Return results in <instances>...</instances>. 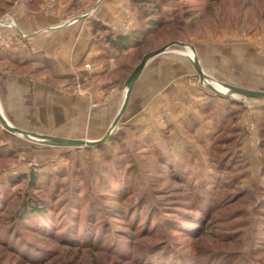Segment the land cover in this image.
Instances as JSON below:
<instances>
[{
	"label": "rangeland",
	"instance_id": "1",
	"mask_svg": "<svg viewBox=\"0 0 264 264\" xmlns=\"http://www.w3.org/2000/svg\"><path fill=\"white\" fill-rule=\"evenodd\" d=\"M3 1L10 3V6L0 16V37L3 42L0 45V68L15 71L19 67L20 71H38L33 66H41L38 62L43 58L40 54L36 55L35 63L27 57L26 45L22 41L26 35L17 33L13 25L12 12L24 8L22 0ZM23 1L30 10L38 8L43 2ZM125 1L138 13V8L130 0ZM67 3L72 11L71 19L75 20L73 11L77 7L83 12H93L87 0H67ZM163 12L164 27L154 31L143 45L127 53H119L122 56L116 54V67L113 71H110V67L107 69L111 86L120 89L116 105L119 111L125 100V82L138 65L131 64V56L135 55V63L138 55L143 56L173 40L195 47L204 72L217 87H220L215 83L218 81L264 91V0H168ZM168 50L193 55L186 47L173 46ZM127 55L131 58L127 59ZM101 57L107 59L108 67L113 57L112 51ZM123 64H131V70L128 67L121 70ZM190 65L193 66V73L189 76V88L183 91L190 94L191 86L204 87L217 96L201 81L192 62ZM88 87L82 78L64 87L67 92L87 94L89 97L83 110L86 116L82 124L76 128L67 125L65 136L60 137L88 139L93 134L103 137L118 115L119 111L106 125H91L90 117L106 103L89 99ZM225 99L230 100L229 104L233 106L230 107L231 113L223 110L229 117L226 115L227 119L218 131L208 134L209 146L205 147L199 140L192 142L193 146L185 145L186 148L179 150L175 149V135L129 133L125 128V110L105 143L91 147L57 146L56 155L35 160L39 152L33 147V141L9 132L0 122V206L5 192L7 198L8 195L12 197L28 190L27 180L19 184L15 182L20 176L35 172L42 190L50 197L47 201L56 207L61 217L64 214L73 217L75 213L71 212V206L77 204L76 211L87 206L83 210L86 218L92 211L95 212L93 214L100 212L97 216H102L99 220L103 225L102 234L101 230L97 231L98 225L93 221L92 230L85 232L82 228L87 225L88 218L83 217L80 230L72 232L69 220L66 230L71 228L70 231H63L67 233L69 241H64V233L57 230L58 233L46 229L41 236L17 229L18 234L23 236L20 241L22 246L26 245L23 242L31 243L32 258L39 257L35 254L41 252L43 255L40 257L45 255L49 259L32 263L16 251V245L15 252L13 248L8 249L0 243V264H186L198 259L195 250L200 247L199 244L206 245L207 248L203 246L204 253L212 252L211 255L207 253V260L210 261L207 264H264V216L258 211L264 209V197L260 195V188L264 186L261 175L264 99L243 96H226ZM242 111L250 121L248 127L237 128L234 124ZM239 130L238 138L234 133ZM245 139H250L252 143L249 154L240 149ZM187 150L191 155L181 157ZM259 161V170L255 171ZM186 173L192 177L188 182L181 179ZM221 174H224V180L229 178L230 182L236 181L235 189L215 190L208 185V179ZM199 182L203 186H198ZM198 197L201 200H214V203L221 205L215 208L213 219L204 229L201 231L197 228L201 232L193 236L181 230L195 228L183 221V215H200L192 210ZM235 199L240 200L233 201ZM13 200L7 214L9 211L16 213L20 199ZM223 200L233 203L225 206ZM133 210H137V217L141 219L137 229L132 228L136 223L126 213ZM238 210L244 213L240 218L237 217ZM4 217L0 215V218ZM146 217L150 223L148 229L156 227L149 234L141 233ZM151 220L154 221L153 225ZM7 221L3 233L5 228L13 229L15 225L14 222V225L11 222L7 224ZM173 224L177 228L172 227ZM157 234L159 239L155 238ZM89 237L90 241L86 242ZM5 243L11 245L6 240Z\"/></svg>",
	"mask_w": 264,
	"mask_h": 264
},
{
	"label": "crops",
	"instance_id": "2",
	"mask_svg": "<svg viewBox=\"0 0 264 264\" xmlns=\"http://www.w3.org/2000/svg\"><path fill=\"white\" fill-rule=\"evenodd\" d=\"M87 1L93 12H83L77 7L73 11L75 20L70 17L72 11L67 0H43L34 10L22 0L24 8L13 10L16 32L26 35L22 41L27 57L35 63L36 55L40 54L43 59L38 62L41 66H33L38 71L0 68V109L12 124L56 136H65L67 125L79 127L86 116L83 110L89 96L67 92L64 87L80 78L89 86V99L106 103L90 117L91 125H106L119 111L116 105L120 89L111 86L112 80L107 78V69L110 67L113 71L116 67L117 55L113 54L107 67V59L101 57L110 52L105 35L131 32L138 26V13L126 5L125 0ZM95 22L107 29L94 33ZM2 43L0 37V45ZM88 63L90 67H87ZM190 63L189 54L173 50H167L147 63L125 111V128L129 133L175 135V149L178 150L185 145L191 147L192 142L199 140L205 147L209 146L208 134L221 128L233 106L226 96H215L204 87L191 86L190 94L185 93L183 90L189 88V76L193 73ZM223 110L228 111L227 117ZM238 117L235 127H248L250 119L245 112H239ZM240 133L239 130L234 134ZM101 137L93 134L88 139ZM250 142V139L242 142L240 149L246 154L251 149ZM33 144L39 152L35 160L48 159L57 153V146ZM186 155L191 152L187 150L181 157ZM259 166L260 161L255 171Z\"/></svg>",
	"mask_w": 264,
	"mask_h": 264
},
{
	"label": "trees",
	"instance_id": "3",
	"mask_svg": "<svg viewBox=\"0 0 264 264\" xmlns=\"http://www.w3.org/2000/svg\"><path fill=\"white\" fill-rule=\"evenodd\" d=\"M3 0H0V16L5 12L6 8L8 6H10V3L4 2V4H2ZM168 0H130L131 4L134 5L135 7L138 8V26L133 29L131 32L127 33V34H119L117 36H115L112 33H108L106 34V38L107 41L110 43V51H112V54L116 55L119 53H127L129 50H131L132 48H137L141 45L144 44V42L146 41V39L153 34L154 31H157V29H161L164 27V12H163V7L166 5V2ZM107 27L105 25H102L100 22H95L94 23V27H93V31L94 33H98L100 30L104 31L106 30ZM119 55H123V54H119ZM133 59L131 60V64L133 66H135L136 64H138L141 60L142 55H138L136 58V62L134 63V57L135 55L131 56ZM129 55H127V59L131 58ZM126 58V56H125ZM130 64V65H131ZM129 65V66H130ZM126 66V64L121 65V70H125L124 68L128 67V69L131 70V67ZM264 125V124H262ZM264 129V128H263ZM263 131V130H262ZM263 134H261L262 137V149H264V132H262ZM262 171H261V175L264 177V153H262ZM166 161V160H165ZM172 168L174 169L175 167L172 166ZM181 177V176H180ZM195 177V176H193ZM182 180H184L185 182H188V180L192 179L191 176H188V173H186L183 177H181ZM198 179V178H197ZM228 179V180H227ZM28 182V190H24L23 192H19L18 194H16V196H12L9 197V195L6 198V192L4 193V197L2 200V207L0 206V215H4V218H0V235L4 232V225H6L5 221H7L8 223H15V225L13 226V229L10 228H5V233H3L0 243L3 244L6 248L10 249L13 248L14 249V245L17 246V252H19L20 254H22L23 258H25L26 260H28L29 262L32 263H39L45 260H48L49 258H47L45 255L40 257L41 255H43L41 252L35 254L39 257L37 258H32V255H34L33 252L30 251L31 247H30V242H23L26 243L25 246H22V243L20 241H22L23 236L19 235L18 230H27L29 231V233H36L37 235H44L45 230H50L49 232H52L57 230L59 233L63 232L67 229V225L66 222H68L69 220H71L70 223L71 224V230L72 232H77L78 229L80 230L81 227V222H82V218H86V216H84L83 214V210L84 208H86L85 206L83 207V209H78V211H76L75 209L77 208V204L71 206V212L75 213L73 215V217H69V216H60V212L56 209V207L52 204H50L47 199H49L50 197L48 195H46V192L44 190H42V187L39 184V177L35 172H32L28 175L24 174L22 176H20L17 181L15 182V184H19L22 183L24 181ZM208 185L211 186L212 189H235V187L237 186L236 181L234 182H230L229 178H226V180H224V174H221V176L219 177H214L213 179H208ZM198 186H203L201 185V183L199 182L197 184ZM236 195L239 196V194L236 193ZM244 195V194H243ZM260 195L262 197H264V186H262V188H260ZM241 196V194H240ZM20 199L19 204L17 205V209H16V213L12 214V212L9 211L8 213V209L9 206L11 204L12 201H15L13 199ZM237 198V197H236ZM203 200L199 199L196 201L197 203H195L196 206H193V211L195 212H199L200 215H198L197 217L194 216V214H184L183 215V221L187 222L188 225L191 224L190 227H195L193 229L191 228H183L184 233L187 234H191L193 236L198 235L203 229L204 227L207 225L209 220H212L213 218V213L214 210H216L215 208L218 207V205L220 206L221 204L218 203H214V200H209L208 198H202ZM240 200V199H239ZM238 199H235L233 201H239ZM233 201L229 200V201H225L223 200V203L225 206H229L231 205V203H233ZM230 202V203H229ZM209 204L208 206H203L204 204ZM212 204V205H211ZM86 205V204H85ZM223 205V206H224ZM263 205H264V200H263ZM196 207V208H194ZM260 207V206H259ZM264 208V206H263ZM95 210V209H94ZM260 213H262V216H264V209H260L258 210ZM126 212L127 215L129 214L130 220H133V223H136L132 226V228H139V224L141 222V219L138 216V212L137 210H133L132 212ZM95 212H90L87 215V227L85 225L84 231L85 232H90L92 230V226H93V222L98 225L96 227L97 231L101 230V234L103 232L102 228H101V220H99L101 217L97 216L100 214V212H98V214H93ZM132 213V214H131ZM259 213V214H260ZM103 215V214H101ZM244 215V213L242 211L237 213V217H242ZM6 216H9L8 218H6ZM135 216V217H134ZM128 217V216H126ZM86 218V219H87ZM94 219V220H92ZM146 220H144V226L141 229V233H148L151 232L154 228L156 227H152L151 229H148L149 226V218H145ZM4 221V222H3ZM93 221V222H92ZM136 221V222H135ZM154 221L151 220V225H153ZM10 223V224H11ZM100 223V224H98ZM176 224V223H175ZM173 224L172 227H176L177 226ZM197 224L201 225L200 227L197 226ZM182 225V224H181ZM193 225V226H192ZM63 228H61V227ZM103 226V225H102ZM60 227V228H58ZM201 229V231L198 232V229ZM18 229V230H17ZM64 229V230H63ZM70 229L68 228V230H66L65 232H69ZM136 229H133L134 231H137ZM176 230V229H175ZM55 231V232H57ZM57 232V233H58ZM63 233L60 235V237L63 236L64 241H69L67 239V233ZM44 233V234H42ZM80 233V232H79ZM159 234H157L155 237L156 239H159L158 237ZM35 237V236H34ZM148 237V236H147ZM90 237L86 240H89ZM165 238H163L164 240ZM5 240L10 243L11 245H7V243H5ZM13 244V246H12ZM203 244V243H202ZM8 246V247H7ZM197 248V250H195V253L197 254L196 256L198 257L197 260H194L192 263L189 262H185L186 264H207L210 261L207 260L209 259V255L207 253H211L212 252H207L204 253L203 251V246L206 247V245H201L199 244ZM20 248V249H19ZM207 248V247H206ZM210 249V248H208ZM15 251V249L13 250ZM15 251V252H16ZM123 256V253H120ZM135 261V260H134ZM137 261V260H136Z\"/></svg>",
	"mask_w": 264,
	"mask_h": 264
},
{
	"label": "water",
	"instance_id": "4",
	"mask_svg": "<svg viewBox=\"0 0 264 264\" xmlns=\"http://www.w3.org/2000/svg\"><path fill=\"white\" fill-rule=\"evenodd\" d=\"M1 21V19H0ZM15 25V24H13ZM173 46H180V47H186L189 48L192 51L193 55L189 54V58L191 62L193 63L197 73L200 76L201 81L205 84L207 88L212 90L214 93L231 97V96H243L246 98H256V99H264V91L259 90H253L248 89L240 86H236L230 83L225 82H218L220 87H217L215 84H213L210 79H212L207 73L204 72L200 60L197 57L195 53V47L192 44L185 43L183 41L179 40H173L160 48L154 49L152 51H149L145 53L138 65L133 69L130 76L127 78L125 82L126 86V94H125V100L123 102V105L116 116L114 122L111 124L110 128L108 129L107 133L99 138V139H74V138H66V137H60L56 135H49V134H43L35 131L26 130L23 128H20L18 126L13 125L4 115L2 110L0 109V122L4 126L5 129H7L9 132L18 134L20 136H23L24 138L31 140L33 142L43 144V145H49V146H66V147H91V146H98L103 143H105L108 138L111 136L113 130L117 127L118 122L121 118V115L126 110L130 97L133 91V88L140 78L144 68L146 67L147 63L153 59L154 57L166 52L169 48Z\"/></svg>",
	"mask_w": 264,
	"mask_h": 264
},
{
	"label": "built area",
	"instance_id": "5",
	"mask_svg": "<svg viewBox=\"0 0 264 264\" xmlns=\"http://www.w3.org/2000/svg\"><path fill=\"white\" fill-rule=\"evenodd\" d=\"M13 24H15V23H13ZM87 67H90V64L89 63L87 64Z\"/></svg>",
	"mask_w": 264,
	"mask_h": 264
},
{
	"label": "bare ground",
	"instance_id": "6",
	"mask_svg": "<svg viewBox=\"0 0 264 264\" xmlns=\"http://www.w3.org/2000/svg\"><path fill=\"white\" fill-rule=\"evenodd\" d=\"M215 83H217V82H215ZM219 84V83H218ZM220 86V85H219Z\"/></svg>",
	"mask_w": 264,
	"mask_h": 264
}]
</instances>
